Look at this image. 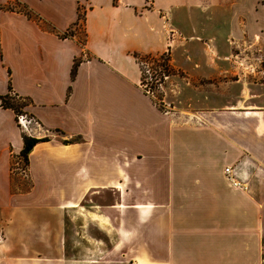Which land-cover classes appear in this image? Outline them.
<instances>
[{"label":"crops","instance_id":"crops-1","mask_svg":"<svg viewBox=\"0 0 264 264\" xmlns=\"http://www.w3.org/2000/svg\"><path fill=\"white\" fill-rule=\"evenodd\" d=\"M255 40L264 0H0L32 121L0 106V264H264V83L231 78ZM164 51L160 109L134 53Z\"/></svg>","mask_w":264,"mask_h":264},{"label":"rangeland","instance_id":"rangeland-1","mask_svg":"<svg viewBox=\"0 0 264 264\" xmlns=\"http://www.w3.org/2000/svg\"><path fill=\"white\" fill-rule=\"evenodd\" d=\"M257 41L255 40V43H248L245 41L242 42H234L232 43V51L236 54H238L234 58V62L232 63L234 67H237L239 72L235 73L234 75L231 76V78H237L238 75L244 77V79L248 81H260L264 83V51L259 47V45L256 43ZM200 51H203V48L200 47ZM145 54H139L140 56V64L143 68V74L145 77V80L147 83H154L155 84V89L152 91V96L154 100L158 101V98L162 99V96L164 95V92H169L170 94H174L173 91L169 90L171 87L170 79L165 78L164 81L161 84L156 83V80L152 76V71H148V65L144 57ZM235 70V69H234ZM227 76H224L226 78ZM188 80L190 81V84L187 86H199V87H208L209 81L205 77H196L194 80ZM215 80V79H213ZM234 90L232 89L233 93H236L238 91V88L233 87ZM262 97H264V93H262ZM10 102L16 107V109H19V107L24 103V100L21 98H17L14 95H11L10 97ZM18 114L16 116H19ZM59 135V134H58ZM20 168L16 172H21V169L25 168V164L23 160H20V163L18 165ZM24 185L27 186V180L26 177H24Z\"/></svg>","mask_w":264,"mask_h":264},{"label":"trees","instance_id":"trees-1","mask_svg":"<svg viewBox=\"0 0 264 264\" xmlns=\"http://www.w3.org/2000/svg\"><path fill=\"white\" fill-rule=\"evenodd\" d=\"M64 35V34H63ZM134 57L140 67L141 71V86L143 89L152 94V91L155 89V84L152 83H147L143 74V68L140 64V56L138 53H134ZM146 64L148 65V71H152V76L156 80V83L161 84L164 79L170 75L177 74L180 72L176 71L172 65L170 64V56H169V51H164L159 54H145L144 55ZM77 62L74 61L72 69H71V75L73 76L76 70ZM154 103L160 108L163 109L161 98H158V101L154 100ZM25 104H22L19 109H16L14 105L10 102V96L9 94H6L4 96H0V106L4 108H11L14 110V112L18 115L22 113L21 107H23ZM47 140V137H42V138H34V137H29V136H24V141H23V147L20 151V156L23 160V162L26 164L27 163V154L28 152L32 149V147L41 141ZM73 139H67L63 140L64 143L71 142Z\"/></svg>","mask_w":264,"mask_h":264},{"label":"built area","instance_id":"built-area-1","mask_svg":"<svg viewBox=\"0 0 264 264\" xmlns=\"http://www.w3.org/2000/svg\"><path fill=\"white\" fill-rule=\"evenodd\" d=\"M17 121H18V124L25 130H27L29 128L28 126L32 122L30 118H27L26 116L21 115V114L17 117ZM224 172L226 174H229L230 168L226 167L224 169ZM233 183L235 184V182H233ZM0 239H1V235H0Z\"/></svg>","mask_w":264,"mask_h":264}]
</instances>
